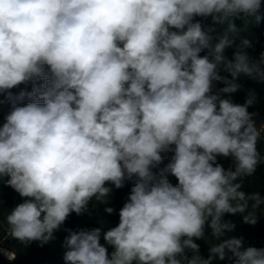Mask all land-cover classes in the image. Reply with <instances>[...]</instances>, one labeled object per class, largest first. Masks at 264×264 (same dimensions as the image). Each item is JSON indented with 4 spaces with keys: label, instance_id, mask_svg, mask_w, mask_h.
Returning <instances> with one entry per match:
<instances>
[{
    "label": "clouds",
    "instance_id": "clouds-1",
    "mask_svg": "<svg viewBox=\"0 0 264 264\" xmlns=\"http://www.w3.org/2000/svg\"><path fill=\"white\" fill-rule=\"evenodd\" d=\"M261 8L262 0H0V109H9L0 181L22 199L6 217L11 238L44 246L93 198L107 203L112 187L131 182L104 243L100 227L64 228V264H264V247L224 238L234 225L222 222L244 214L254 225L249 201L264 205L238 182L264 163L255 98H231L241 74L264 80V64L251 60L249 39L230 35L233 18L264 20ZM208 18L227 24L214 44ZM206 227L216 243L204 256Z\"/></svg>",
    "mask_w": 264,
    "mask_h": 264
},
{
    "label": "trees",
    "instance_id": "trees-1",
    "mask_svg": "<svg viewBox=\"0 0 264 264\" xmlns=\"http://www.w3.org/2000/svg\"><path fill=\"white\" fill-rule=\"evenodd\" d=\"M260 14L264 16V0H262V8ZM237 33L230 34L235 36L236 43L238 44L242 38H246L249 34L255 36V41L252 42V47L247 49L251 60L254 63L264 64V59L261 58L264 53V20L259 24L256 23L254 17H245L241 15L239 18H233ZM206 30L212 28L210 32L211 43H216L218 39L225 33L227 24H213L211 18L203 21ZM234 47L225 50V55L231 59ZM205 53H201L203 55ZM222 75H228L227 73H221ZM229 78H231L229 76ZM237 83L240 84V89L232 94V99L236 103L243 104L247 96H253L255 98L254 106L249 108L250 112H256L258 115L255 117L256 123H264V80H260L259 77L254 79L249 76L241 74L238 77ZM223 87L218 84L217 88ZM258 151L261 154V159L264 161V141L258 142ZM219 162L227 169L234 167L232 160L220 158ZM167 163V160H165ZM163 165H161L162 167ZM170 180L175 183V179L170 177ZM241 180L249 185L252 182L253 188L257 185H264V163L257 166L256 171L253 175L244 176ZM240 180V181H241ZM238 181V182H240ZM131 188V182H126L125 186L121 189L112 187L110 193V200L122 207V202L125 201ZM17 198L16 200L14 198ZM22 202L21 197L13 191L10 187H7L3 181H0V248L7 251H15L16 259L13 262H9L0 257V264H64L63 252L64 248L62 243L67 232L64 228L72 230H91L97 227L102 229L101 243L103 241V232L109 228L115 226L118 223V213L111 216L101 215L90 209V213H84L83 215L77 216L73 213L66 221L63 228L55 233V239L40 246L38 242L31 244H22L10 236L9 226L7 225L6 217L8 211L11 210L16 204ZM88 208L89 207L88 205ZM248 212H255L258 216L257 223L249 224L243 220L244 214H225L222 222H229L234 225L233 233L234 237H243L245 246H264V205H261L257 209H249ZM247 214V213H245ZM211 232L210 228L205 229V233ZM200 245L201 254L207 256L208 244L202 239L197 241ZM111 251V249H109ZM217 264H226V262H217Z\"/></svg>",
    "mask_w": 264,
    "mask_h": 264
},
{
    "label": "rangeland",
    "instance_id": "rangeland-1",
    "mask_svg": "<svg viewBox=\"0 0 264 264\" xmlns=\"http://www.w3.org/2000/svg\"><path fill=\"white\" fill-rule=\"evenodd\" d=\"M246 38L249 39L251 41V43L255 41V36H253V35L249 34ZM14 91H18V89L14 90ZM8 110L9 109H8L7 105L3 106L2 109H0V123L3 122V115L6 114ZM240 182H242V185H243L242 191H244L245 193L251 194L254 192H260L261 195L264 196V185L260 184V185H257V187L253 188L252 182H250L249 185L245 182V180H241ZM14 199L16 200L17 198L15 197ZM123 203H124V201L122 202V205H123ZM252 203H254V202L249 201V209H251V210H253ZM89 207H91V208H88V211L86 213H90V209H91V210L95 211L96 213H99L101 215L103 214L106 216H111V215L117 214L119 209L121 208L117 204L113 203L109 197L107 199V203L101 202L97 198H93V201H91L89 203ZM106 207H114L116 209V213H114V214L106 213L105 212ZM205 234H206V236L203 240L208 244V246L216 243V240L212 237L211 232L205 233ZM230 237H234V235L231 231H227L225 233L224 238H230ZM10 252H13L16 256L15 251H10Z\"/></svg>",
    "mask_w": 264,
    "mask_h": 264
},
{
    "label": "built area",
    "instance_id": "built-area-1",
    "mask_svg": "<svg viewBox=\"0 0 264 264\" xmlns=\"http://www.w3.org/2000/svg\"><path fill=\"white\" fill-rule=\"evenodd\" d=\"M257 127H258V129L261 130V132H262L261 140L264 141V123H257ZM262 247H264V246H262ZM0 249H2V248H0ZM3 250H5V249H3ZM5 251H7V250H5ZM7 252L10 253V254H14L13 252H10V251H7ZM0 257L3 258V259H5V260H7V261H9V260L7 259V257L4 256L3 254H0ZM14 260H15V259H14ZM14 260L9 261V262H13Z\"/></svg>",
    "mask_w": 264,
    "mask_h": 264
}]
</instances>
